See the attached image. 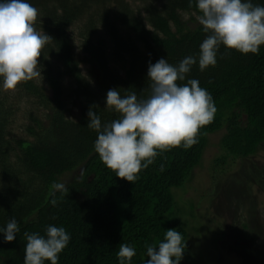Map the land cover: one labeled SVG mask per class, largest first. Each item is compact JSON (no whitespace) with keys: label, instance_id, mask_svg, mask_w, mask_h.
I'll return each mask as SVG.
<instances>
[{"label":"trees","instance_id":"obj_1","mask_svg":"<svg viewBox=\"0 0 264 264\" xmlns=\"http://www.w3.org/2000/svg\"><path fill=\"white\" fill-rule=\"evenodd\" d=\"M28 2L38 9L35 29L49 40L39 58L40 76L20 83L13 96L1 92L0 80V226L14 217L20 228L8 243L0 233V264H24V233L44 235L48 225L71 236L58 264H119L120 244L135 248L132 264H146L147 246H158L168 229L182 235L181 264H198L201 243L191 224L206 221L195 203L187 209L174 191L185 188L202 165L210 135L224 131L218 166L257 155L264 146V45L259 54L221 45L215 66L203 72L198 63L192 66L187 78L211 94L213 121L200 128L191 148L158 151L129 182L101 162L87 113L111 122L118 116L106 108L109 90L146 99L149 62L165 58L175 66L187 56L198 58L207 34L191 24L201 14L196 0ZM17 118L20 136L12 130ZM259 174L264 180V164ZM54 183H63L65 191L53 189ZM216 232L220 240L222 232Z\"/></svg>","mask_w":264,"mask_h":264},{"label":"clouds","instance_id":"obj_2","mask_svg":"<svg viewBox=\"0 0 264 264\" xmlns=\"http://www.w3.org/2000/svg\"><path fill=\"white\" fill-rule=\"evenodd\" d=\"M196 7L201 13L196 19L207 34L198 58L187 56L175 66L165 58L149 62L151 93L146 99L109 90L106 108L118 116L111 122L102 124L91 109L87 113V127L97 133L94 150L119 178L134 182L138 173L153 163L158 151L191 148L198 142L200 128L213 121L217 108L211 94L197 79L187 78L193 65L198 63L201 72L215 66L221 45L242 54H259L264 45V5L252 0H196ZM37 17L38 9L28 0H0V80L5 91L41 75L39 58L49 35L35 29ZM52 187L65 191L63 183ZM19 232L14 217L0 226L5 243L14 241ZM24 237V264H58L59 254L71 240L64 227L55 225H48L44 235L25 232ZM184 250L181 233L168 229L158 246H147L146 264H181ZM135 255L134 247L119 245V264H132Z\"/></svg>","mask_w":264,"mask_h":264},{"label":"rangeland","instance_id":"obj_3","mask_svg":"<svg viewBox=\"0 0 264 264\" xmlns=\"http://www.w3.org/2000/svg\"><path fill=\"white\" fill-rule=\"evenodd\" d=\"M1 92L12 95L11 90L1 88ZM73 110L78 112L77 105ZM16 120L12 130L20 136V118ZM223 132L210 135L202 165L185 188H175L174 192L177 196L180 191L181 203L187 209L191 202L195 203L206 221L191 224L198 230L193 236L196 243H201L198 264H264V180L258 179L264 164V146L257 155L218 166L216 159L225 153L220 145ZM216 231L222 232L220 240ZM183 264L189 263L184 260Z\"/></svg>","mask_w":264,"mask_h":264}]
</instances>
